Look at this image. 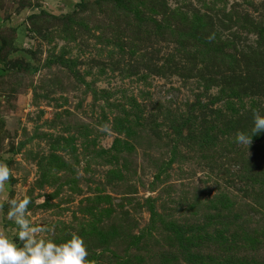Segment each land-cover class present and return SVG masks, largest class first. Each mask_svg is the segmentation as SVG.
Returning <instances> with one entry per match:
<instances>
[{
  "label": "rangeland",
  "instance_id": "1",
  "mask_svg": "<svg viewBox=\"0 0 264 264\" xmlns=\"http://www.w3.org/2000/svg\"><path fill=\"white\" fill-rule=\"evenodd\" d=\"M257 113L264 0H0V202L88 264H264Z\"/></svg>",
  "mask_w": 264,
  "mask_h": 264
},
{
  "label": "clouds",
  "instance_id": "2",
  "mask_svg": "<svg viewBox=\"0 0 264 264\" xmlns=\"http://www.w3.org/2000/svg\"><path fill=\"white\" fill-rule=\"evenodd\" d=\"M264 131V115L257 113L254 118L253 134ZM237 140L250 143L251 137L244 132L237 133ZM11 169L0 160V192L10 180ZM32 202L25 194L22 199L8 198L0 202V210L7 203L5 219L16 226L14 237L6 231H0V264H88L89 255L84 239L79 234H71L69 239L57 243L38 234L51 231L44 225L33 224L29 216L28 205ZM22 243L18 245L16 239Z\"/></svg>",
  "mask_w": 264,
  "mask_h": 264
}]
</instances>
